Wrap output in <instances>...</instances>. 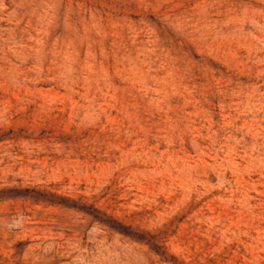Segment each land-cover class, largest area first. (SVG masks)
Wrapping results in <instances>:
<instances>
[{
  "label": "rangeland",
  "instance_id": "374dc122",
  "mask_svg": "<svg viewBox=\"0 0 264 264\" xmlns=\"http://www.w3.org/2000/svg\"><path fill=\"white\" fill-rule=\"evenodd\" d=\"M0 264H264V0H0Z\"/></svg>",
  "mask_w": 264,
  "mask_h": 264
}]
</instances>
